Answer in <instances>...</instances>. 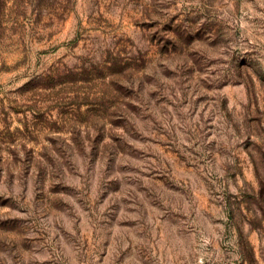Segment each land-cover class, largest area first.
Listing matches in <instances>:
<instances>
[{
    "label": "rangeland",
    "instance_id": "1",
    "mask_svg": "<svg viewBox=\"0 0 264 264\" xmlns=\"http://www.w3.org/2000/svg\"><path fill=\"white\" fill-rule=\"evenodd\" d=\"M0 264H264V0H0Z\"/></svg>",
    "mask_w": 264,
    "mask_h": 264
}]
</instances>
